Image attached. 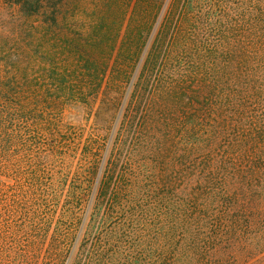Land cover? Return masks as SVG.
I'll return each mask as SVG.
<instances>
[{
	"label": "rangeland",
	"instance_id": "374dc122",
	"mask_svg": "<svg viewBox=\"0 0 264 264\" xmlns=\"http://www.w3.org/2000/svg\"><path fill=\"white\" fill-rule=\"evenodd\" d=\"M225 1L195 5L153 88L155 71L147 81L142 70L169 0H66L59 24L38 20L31 36L18 34L11 8L0 9L8 50H30L0 64V264H54L79 228L83 242L92 232L88 215L106 214L96 196L108 175L121 192L104 238L124 254H145L157 241L167 199L180 195L182 150L192 158L197 80L212 77L213 50L224 44ZM71 94L90 102H63Z\"/></svg>",
	"mask_w": 264,
	"mask_h": 264
},
{
	"label": "trees",
	"instance_id": "16d2710c",
	"mask_svg": "<svg viewBox=\"0 0 264 264\" xmlns=\"http://www.w3.org/2000/svg\"><path fill=\"white\" fill-rule=\"evenodd\" d=\"M201 1L167 3L142 70L147 81L151 68L155 71L152 88L162 81ZM65 2L0 0V9L11 8L18 34L25 31L31 36L38 20L43 27L59 24ZM225 3L224 44L220 53L213 50L212 77L207 82L197 80L192 158L182 150L180 195L174 203L167 199L157 241H149L145 254H124L122 247L104 238L105 218L121 192L118 178L108 175L100 180L96 196L105 204V216L89 214L87 218L94 217L92 232L82 242L79 228L71 247L64 246L54 264L66 252L63 264H255L264 260V0ZM8 42L7 37L0 38V64L6 66L14 58L24 59L29 50L10 51ZM98 70L94 94L106 79V67ZM58 74L72 77L69 70L60 69ZM64 101L90 102L72 94ZM50 246L53 251V242Z\"/></svg>",
	"mask_w": 264,
	"mask_h": 264
}]
</instances>
